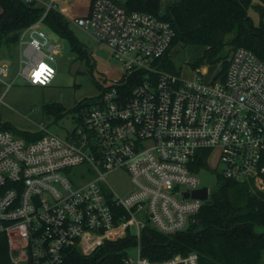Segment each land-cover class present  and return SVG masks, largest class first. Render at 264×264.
<instances>
[{
    "label": "built area",
    "instance_id": "obj_1",
    "mask_svg": "<svg viewBox=\"0 0 264 264\" xmlns=\"http://www.w3.org/2000/svg\"><path fill=\"white\" fill-rule=\"evenodd\" d=\"M18 1L40 6L42 14L19 31L14 75L0 57L2 94L18 77L50 84L62 51L61 37L43 23L56 4ZM73 22L110 49L122 72L104 84L67 136L45 131L29 140L0 130V233L10 263L61 264L71 250L89 255L130 233L134 264H199L196 252L160 260L141 255L142 230L171 234L195 222L211 193L199 176L215 170L212 149L218 151L216 175L264 193V59L237 46L212 78L189 79L159 65L175 30L158 15L92 0ZM206 68L194 69L202 74ZM129 77L135 83L128 88ZM204 155L206 166H197ZM82 165L90 179L67 176ZM115 170L127 172L132 183L122 195L105 178ZM203 186L207 199L190 195ZM125 262L133 264L129 255Z\"/></svg>",
    "mask_w": 264,
    "mask_h": 264
},
{
    "label": "trees",
    "instance_id": "obj_2",
    "mask_svg": "<svg viewBox=\"0 0 264 264\" xmlns=\"http://www.w3.org/2000/svg\"><path fill=\"white\" fill-rule=\"evenodd\" d=\"M128 11H144L160 16L175 30L169 50L178 42L202 47L201 53L187 62L192 68L215 64L227 58L223 48L243 46L264 59V0H175L168 3L160 14V0H125L120 3ZM253 8L258 13L255 24L248 14ZM42 8L18 0H0V47L15 44L19 31L40 18ZM43 23L68 41L70 50L81 59L89 60L86 46L69 27V20L56 9L49 11ZM168 50V51H169ZM159 65L178 73L173 58L162 56ZM91 67L93 65H90ZM222 71V69H221ZM135 82L127 78V87ZM98 94L79 100L66 109L59 102L45 106V113L55 119L76 111L77 125L96 99L104 84L95 82ZM8 123L0 130L11 132ZM24 138L34 140L43 132L20 131ZM205 167V155L196 160ZM217 187L195 215V222L186 229L164 234L147 226L142 230L141 255L151 260L166 259L174 254H198L199 264H261L264 261V193L252 192L246 183L223 179L216 175ZM135 238L128 233L114 241H105L89 255L76 250L67 253L61 264H127L128 251ZM0 264H11L7 251V238L0 233Z\"/></svg>",
    "mask_w": 264,
    "mask_h": 264
},
{
    "label": "rangeland",
    "instance_id": "obj_3",
    "mask_svg": "<svg viewBox=\"0 0 264 264\" xmlns=\"http://www.w3.org/2000/svg\"><path fill=\"white\" fill-rule=\"evenodd\" d=\"M48 1L54 2L56 10H59L63 17L69 20L70 29L87 48L89 60L79 58L75 52L70 50L68 41L61 37L62 51L55 59V74L50 84L46 86L30 85L18 77L13 85L2 94L5 85L0 82V124L8 123L13 127L11 132L16 136L24 137L20 131L43 133L50 131L60 136H67L77 126V112L70 111L55 119L52 115L45 113V106L51 102H59L66 109L72 108L75 102L95 97L98 94L95 82L108 84L111 79L118 77L122 72L119 63L111 55L110 49L98 43L90 32L74 24L73 12L70 15L69 13L75 0ZM119 1L124 2V0ZM173 1L175 0H160L159 13L162 14L164 7ZM248 14L257 24V10L250 8ZM56 34L54 32V36ZM231 50L230 45H226L222 53L228 57ZM201 51L202 47L178 42L167 52V55L173 58L185 78L191 79L196 76L207 81L219 69V63L222 60L215 64H208L204 73H196L195 69L187 62L196 58ZM16 56V44L0 47V57L10 61L13 69L12 75L15 74ZM217 154V149H212L209 158V165L215 170L199 176L200 184L208 186L211 191L217 187L215 173L220 168ZM80 174L85 180L91 178L87 166L84 165L73 167L67 176L78 179ZM105 178L108 185L119 195L132 188L130 176L124 170L112 171ZM256 230L264 232V226H257ZM128 255L134 264L137 259V250L129 249ZM261 264H264V261Z\"/></svg>",
    "mask_w": 264,
    "mask_h": 264
},
{
    "label": "crops",
    "instance_id": "obj_4",
    "mask_svg": "<svg viewBox=\"0 0 264 264\" xmlns=\"http://www.w3.org/2000/svg\"><path fill=\"white\" fill-rule=\"evenodd\" d=\"M115 1H117L119 3H123V2H121L119 0H115ZM89 6H90V0H75V2L72 5V9H71L69 15L72 12H73L72 14L74 15V17L83 15V14H85L88 11Z\"/></svg>",
    "mask_w": 264,
    "mask_h": 264
},
{
    "label": "water",
    "instance_id": "obj_5",
    "mask_svg": "<svg viewBox=\"0 0 264 264\" xmlns=\"http://www.w3.org/2000/svg\"><path fill=\"white\" fill-rule=\"evenodd\" d=\"M226 63H227V59H223L219 65H220V68H224L226 66ZM184 196H188L189 195V192L185 191L183 192ZM190 195L192 197H196V198H199V199H207L208 197V189L206 186H203L202 188H199V189H194L191 191Z\"/></svg>",
    "mask_w": 264,
    "mask_h": 264
},
{
    "label": "flooded vegetation",
    "instance_id": "obj_6",
    "mask_svg": "<svg viewBox=\"0 0 264 264\" xmlns=\"http://www.w3.org/2000/svg\"><path fill=\"white\" fill-rule=\"evenodd\" d=\"M91 1V0H90Z\"/></svg>",
    "mask_w": 264,
    "mask_h": 264
}]
</instances>
